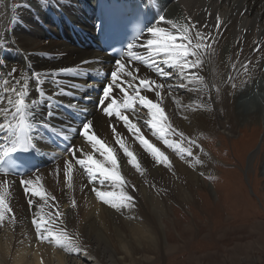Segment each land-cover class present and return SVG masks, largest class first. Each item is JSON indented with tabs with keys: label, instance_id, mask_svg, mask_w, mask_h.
I'll return each instance as SVG.
<instances>
[{
	"label": "bare ground",
	"instance_id": "obj_1",
	"mask_svg": "<svg viewBox=\"0 0 264 264\" xmlns=\"http://www.w3.org/2000/svg\"><path fill=\"white\" fill-rule=\"evenodd\" d=\"M76 1L63 0L57 4V0H21L14 4L13 0H0V38L5 36L8 38V46L0 48V64L7 62V65L22 67L27 56L30 60L28 66L35 70L80 68L78 76L61 77L63 85L70 93L75 92V96L61 95L52 101L53 105H63L52 109L56 115L49 122L54 125V130L44 127L36 130V149L32 153L41 161L40 168L33 173L40 175L45 187L57 197L61 210L66 213L67 229L69 232L80 233L87 246V254L83 251L69 254L54 245L38 242L31 224L35 208H29L27 204L19 185L21 177L9 176L8 179L15 181L11 203L17 216V224L14 227L7 225L0 227V264H81V255L90 259L93 264H161L166 250H169L166 239L168 226L164 219L169 214L172 215L171 227L175 229L177 237L179 233L176 229L180 227V223L177 222V211L168 209L161 217L163 208L171 204L184 205L188 202L198 207L203 199L200 201L197 190L207 192L209 190L201 186L200 177L201 173L210 172L213 158L203 147L199 136L207 137L205 143L208 144L214 127H230V132L227 133H231L236 125L243 128L250 126L252 136L260 128L258 124L264 119V110L254 112L237 107L233 98L237 88L258 77L264 67V0H157L155 7L149 5L148 25L159 23L160 26L168 27L158 21V15L162 14L166 19L174 20L190 17L193 22H199L198 26L204 24L208 26L204 30L212 32L216 37L215 42L209 41L214 53L206 59L200 71L209 85L215 83L220 87V93L217 94L214 89L211 91V110L192 111L188 105L198 99L207 102L209 96L180 88L178 85L183 81L175 74L163 81L166 85H172L170 93L167 88L162 93L163 107L172 124L199 145V148H193L194 156L188 158L192 164L189 166V163L180 160L170 149H163L146 126L142 128L152 142L167 152L173 161L175 176L161 166H154L122 124H117L118 131L127 138L130 149L137 153L146 168L143 177L130 166L122 169L137 186L136 208L131 210V215L137 219H127L124 218L125 215L122 219L118 218L114 210L97 201L88 189L81 192L80 186L87 182V178L78 168L74 173L75 190L71 193H68L64 186L62 173L59 182L54 175L55 168L62 167L64 161L70 158L65 151L66 145L82 144L76 131L79 125L68 117L69 112L78 115L79 112L76 109H69L67 105L70 103L78 102L80 109L86 108L87 118L94 121L98 134L106 141L113 140L109 124L114 121L104 116L98 107V101L102 96L103 87L110 82L115 60L97 53L90 45L85 44L88 37L94 36V11L88 9L85 13L82 6L94 0ZM217 15L224 21L219 33L213 28ZM147 36L145 32L140 38L141 41ZM80 44L85 45V48L80 49ZM134 51L141 55L147 54L145 49L139 47ZM83 61L88 63L82 64ZM134 63L136 67L141 68L142 75L161 79L156 77L151 69L139 62ZM233 64L235 68L232 67ZM243 65H247V71ZM3 75L4 73L0 71V77ZM229 76L232 77L231 81L228 80ZM261 78L258 90L263 92L264 96V75ZM232 84L236 87L233 88ZM191 87L192 85H189V88ZM44 88L49 94L54 91L50 82L44 84ZM147 94L150 97L153 95ZM32 95L35 96L36 93L33 92ZM259 96L262 99L263 96L261 94ZM253 105L259 109L258 104ZM47 111V107L40 106L35 119L37 121L45 119ZM144 115L145 113L141 112V116ZM140 123L143 124V121ZM66 125L70 127L67 129L68 139L64 140L59 130ZM233 134L228 136L231 137ZM2 142L0 140V143ZM54 142L61 143L60 150L54 148ZM195 156H199L204 163L197 165ZM153 184L156 188L165 190L157 194L156 188L152 187ZM69 195L77 199L78 208L75 210L69 207ZM210 204L211 201L208 200L204 205L206 213L211 212Z\"/></svg>",
	"mask_w": 264,
	"mask_h": 264
},
{
	"label": "snow or ice",
	"instance_id": "obj_2",
	"mask_svg": "<svg viewBox=\"0 0 264 264\" xmlns=\"http://www.w3.org/2000/svg\"><path fill=\"white\" fill-rule=\"evenodd\" d=\"M62 2L63 0H57V4ZM158 21L168 27L160 26L159 23L146 26L148 36L143 41L140 37L144 35L145 29H141L140 36L133 37L132 42L126 45V50L120 54V58L115 60L110 82L102 89L98 107L105 117L114 121L109 124L112 142L106 141L98 134L94 121L87 118L86 108L80 109L78 102L70 103L67 107L79 112L80 125L76 131L82 144L66 145L65 151L70 158L64 161L62 167L57 166L54 170L57 182L62 173L64 186L67 192L71 193L75 190L74 173L78 168L87 178V182L82 184L79 190L84 192L88 189L97 201L125 215L127 219H137L131 215V210L136 208L137 186L122 169L130 166L143 177L146 168L137 153L130 149L127 138L118 131L117 124H122L154 166H161L175 176L173 161L163 149H170L180 160L192 166L188 158L194 156L193 148H199V145L172 124L162 99L164 90L167 88L170 93L172 85H166L163 81L175 74L183 81L178 85L180 88L209 96L207 102L198 99L188 105L192 111L211 110V91L214 89L217 94L220 93V87L215 83L209 85L200 71L206 59L214 53L209 41L215 42L216 37L212 32L204 30L208 26H198L199 22H193L190 17L174 20L166 19L162 14L158 15ZM223 23L217 15L213 25L217 33ZM7 46V36L0 38V48ZM137 47L145 49L147 54H138L134 51ZM134 62L151 69L152 73L161 79L142 75L141 68L136 67ZM86 63L88 61L82 62ZM29 64L27 56L22 67L7 65V62L0 64V71L4 73L0 77V140L3 141L0 143V227H14L17 224V216L11 203L15 181L8 177L19 175V185L27 204L29 208H35L31 224L37 241L54 245L69 254L82 251L87 254V246L80 233L69 232L67 229L66 213L61 210L57 197L45 187L43 178L36 173L22 174L15 159L18 153H30L36 149L35 133L38 128L54 130V125L49 122L56 115L52 109L63 105H53L52 101L61 95L75 96V92L70 93L63 85L61 77L78 76L80 68L35 70L30 68ZM232 67L235 68V64ZM243 67L247 71V65ZM228 80L231 81L232 77L229 76ZM49 82L54 89L51 94L44 88V84ZM189 85L192 87L189 88ZM231 86L236 87L235 84ZM33 92L36 93L35 96L32 95ZM147 93L153 95L150 97ZM42 105L48 109L46 118L37 121V109ZM141 112L145 113L143 117ZM141 120L143 124L140 123ZM145 126L163 149L147 137L142 130ZM68 127L70 126L66 125L59 130L64 140L68 139ZM200 151L203 152V149L200 148ZM194 159L197 165L204 163L199 156ZM152 187L156 188V185L153 184ZM156 190L157 194L164 191L160 188ZM69 207L73 210L78 208L77 199L71 195Z\"/></svg>",
	"mask_w": 264,
	"mask_h": 264
},
{
	"label": "rangeland",
	"instance_id": "obj_3",
	"mask_svg": "<svg viewBox=\"0 0 264 264\" xmlns=\"http://www.w3.org/2000/svg\"><path fill=\"white\" fill-rule=\"evenodd\" d=\"M263 75L264 67L258 77L237 88L233 97L237 107L263 112L264 96L258 90ZM258 125L260 128L252 136L250 126L240 125L234 127L231 137L227 133L230 127H214L208 144L207 137L199 136L213 158L210 172L200 177L201 186L209 190H197L200 201L203 199L198 207L188 202L163 208L161 217L172 209L177 211L180 223L177 237L171 227L172 215L168 213L169 218L164 219L170 240L166 238L169 250L163 264H264V119ZM208 200L210 213L204 206ZM114 214L123 218L120 213ZM81 256V264H93Z\"/></svg>",
	"mask_w": 264,
	"mask_h": 264
}]
</instances>
